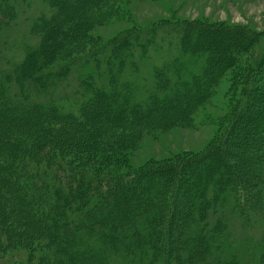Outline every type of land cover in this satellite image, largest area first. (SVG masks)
I'll return each instance as SVG.
<instances>
[{
  "label": "trees",
  "instance_id": "trees-1",
  "mask_svg": "<svg viewBox=\"0 0 264 264\" xmlns=\"http://www.w3.org/2000/svg\"><path fill=\"white\" fill-rule=\"evenodd\" d=\"M24 1L0 0V261L23 254L11 264H264V228L246 249L234 239L240 222L264 225V91L257 94L256 83L245 87L233 120L251 104L254 113L234 145L244 172L213 150L125 176L92 178L69 165L83 156L108 158L149 118L188 123L256 36L239 33L223 44L202 32L209 27L165 22L78 54L74 40L105 23L111 0H37L42 11L8 41ZM157 50L162 64L153 67L145 97L135 100L137 62ZM257 56L250 83L264 71V46ZM221 136L224 144L226 132ZM203 156L209 158L197 164ZM251 160L259 163L251 168ZM186 164L198 166L196 175H187ZM256 185L261 191L252 193ZM123 186L139 190L128 199L115 193ZM184 194L192 206L181 197L187 206L168 235L171 198Z\"/></svg>",
  "mask_w": 264,
  "mask_h": 264
},
{
  "label": "rangeland",
  "instance_id": "rangeland-1",
  "mask_svg": "<svg viewBox=\"0 0 264 264\" xmlns=\"http://www.w3.org/2000/svg\"><path fill=\"white\" fill-rule=\"evenodd\" d=\"M106 6L109 7L111 13L107 12L108 18L105 23L90 29L85 28L81 33L82 35L78 37L79 40H74L76 53L83 54L96 50L106 43H110L122 33L157 26L165 22L192 23L209 27V29L202 30V32L208 33V37L213 42L224 44L229 38L237 37L239 39L237 34H243L244 32L256 36V41L251 43L250 50L238 54L240 63L223 74L210 91L207 99L199 103L194 111L190 113L191 117L188 119V123L183 124L182 122L180 125L171 123L163 126V122L159 121V118L151 120L149 118L145 123L150 125L146 127L139 126L134 133V138L123 137L124 140L121 141V145L117 149L115 148L108 158H100L98 161L83 156L78 162L73 160L72 164H69L70 167L77 168L78 173L86 174L92 178H102L109 173L125 176L127 173L145 167H162L160 169L165 170L163 165L179 161L184 162L182 160H188L191 156L194 157L201 152L213 150V153H226L225 162H227L228 168L237 171V173L244 172L238 157L234 156V145L237 146L241 140L237 138L236 132L240 131V126L246 124L250 114L254 113V109L249 108L251 104L245 106L248 115L242 113L236 123L233 120L235 118L234 114L240 106V99L246 98V86L255 85L256 83V93L258 94V91L262 90L259 93L262 95L264 91V86L261 87L262 89L257 87L264 78L263 70L259 72L258 80L250 83L251 67L256 66L254 58L258 57L257 54L261 52L264 46V0H111V3ZM41 11L42 6L37 0L24 1L20 8L21 14L18 15L15 21L17 25L12 26L5 33L8 41L19 30V37H21L27 23L25 20L36 17ZM74 15L70 17V21L76 19ZM253 48H255V52L252 51ZM163 57L164 55L152 51L149 58L137 62L139 69L134 74L137 86L133 92L135 100H141L145 97V88L151 87L152 69L154 66L162 64ZM260 104L262 105V103ZM64 105L67 106L68 104L65 103ZM68 107L73 106L70 104ZM180 109L182 110V108ZM174 110H178V108ZM175 119L177 118H171L169 121L174 122ZM222 132H226V142L224 144L219 143ZM100 136L102 135L96 137ZM259 136L262 139L264 138V130L259 133ZM261 142L263 148L264 139ZM230 145H232L231 148ZM256 149H259V147ZM246 150H249V148ZM246 156H239V158L249 159ZM206 158H209V156H203L196 163H204ZM257 162L259 163V160H256V162L251 160L249 167L253 168L251 164H257ZM77 163L78 165H76ZM184 166L187 175H196L195 172H197L196 168L198 166L193 164ZM221 166L223 167V164ZM227 167L224 166L226 171ZM217 171L221 172V168L218 169L217 167ZM245 186L248 188L247 185ZM180 187L184 189L181 184ZM246 187L245 189H247ZM255 188L252 193L261 191L260 185H256ZM262 188H264V184ZM137 190L139 188L136 186H123L120 191L115 193L129 196L127 197L129 199L132 197V193L137 194ZM178 197L179 201L177 202L174 196L172 198L169 196V200L171 198L173 204L164 217V226L168 225V235L173 234V228L176 231V219L184 214L185 206H187L181 199L185 198L192 206L190 201L192 196L184 194V196L178 195ZM262 198L264 199V196ZM263 228L262 223L260 225L238 223L234 226V239L239 244L237 245L246 249L245 244L248 245L247 241L249 239L254 241L255 237L257 240ZM232 250L230 249L229 255L235 256V251ZM7 255L9 256L10 253ZM23 258H25L23 254L19 256L17 254L12 255V259L16 262ZM10 260L0 261V264H11Z\"/></svg>",
  "mask_w": 264,
  "mask_h": 264
}]
</instances>
